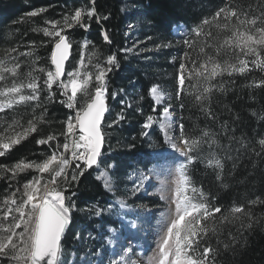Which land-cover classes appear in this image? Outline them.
I'll return each instance as SVG.
<instances>
[{"label":"trees","instance_id":"16d2710c","mask_svg":"<svg viewBox=\"0 0 264 264\" xmlns=\"http://www.w3.org/2000/svg\"><path fill=\"white\" fill-rule=\"evenodd\" d=\"M249 5L253 6L251 14H256L264 7V0H96L97 13L100 16H108V19L97 24L93 18L90 21L91 28L87 32L79 26L66 31L73 46L68 69L73 61L81 58V45L84 40L89 42L87 52L96 63L105 64L107 56L113 53L117 56L119 69H114L108 79L109 92L118 93L117 108H114L112 113H107L103 125L104 152L108 155L102 164L106 167L115 164L114 175L120 180L133 169L135 163L145 168L154 163L152 154L147 149L152 140L158 141L160 148L166 147L158 130L151 131L147 137L141 135L142 123L148 115L154 113V100L149 94L153 85L169 86L179 122L185 125L187 135L200 138L202 133L207 131L209 137L204 139L216 141L211 147L208 143H202L203 147L193 153L197 160L188 166L187 175L190 185L201 189L210 205L221 207L222 212L216 214L218 231L215 234L209 233L206 238L214 247L220 249L217 264H264V203H249L257 197L264 201V148L258 143L259 139L264 138V87L249 86L253 81L264 79V72L254 69L244 75L234 74L229 77L225 74L218 77L211 83L219 85L223 82L224 90L213 89L209 98L203 101L195 99L199 93L190 86L197 82H189L187 79L181 99H176L177 77L181 62H185L188 68L192 67L191 59L197 60L199 64L205 58L204 54L199 53V48L206 43H217L213 37H196L193 29L203 19L211 18L221 7L235 6L247 9ZM91 6L89 0H0V56L7 55L13 48L17 50L16 53L34 51V54L40 57L39 64L52 65L50 57L54 44L49 42L50 38L45 37L42 31L36 32L33 29L50 27L46 21H62L64 15H72L75 9ZM42 7L47 11L36 17L26 15ZM85 22H88L87 17ZM178 24H184L188 29L186 36L174 35L173 28ZM133 27L135 29H132ZM102 29L108 31L111 44L104 42ZM205 31H211L215 36L218 30L205 26ZM134 34L137 37H134ZM227 34L229 33H221V38ZM133 37V41L144 40L137 48L139 50L154 43L161 44L163 48L161 52L148 53L144 56L149 58L148 61H142L144 54L139 57L131 52L120 51L133 46ZM185 39L195 40V47L189 48L185 45ZM167 44L170 45L165 47ZM94 52L97 55L92 57ZM185 52L190 53L191 59L188 61L184 60ZM205 53L215 56V47H205ZM217 59L221 62L228 59L230 63H235L234 58L223 55ZM203 86L205 85L201 82L200 90ZM120 89H124V92L121 93ZM53 91L56 93V100L63 98L55 85ZM45 96H42V101ZM78 99L83 100V97L78 94ZM111 99L109 96L108 102ZM121 99L125 100V105L131 104L132 107L122 106ZM181 102L184 104L183 109L180 108ZM44 107L47 112L41 108L35 113L20 111L16 114L19 121L28 122L33 117L39 118L43 113V121H37L36 132L31 133L7 155L0 157V165L12 167L21 160L39 163L51 155L48 145H37L36 141L49 134L63 132V122L74 113L55 102L45 101ZM122 107L126 118L118 125L108 127ZM161 111L162 107L157 106L155 113ZM207 111H211L214 118L207 115ZM13 116V113L0 114V133L6 128L4 123ZM59 141L62 144L64 137L59 136ZM52 144L54 146L55 142ZM258 152L259 156L256 155ZM213 154L224 164L222 172L207 164L208 158ZM218 172L221 176L219 180L216 178ZM38 175L37 171L29 169L11 179V173L0 170V177H3L0 178V201L10 194L9 184L13 189L20 187L22 192V185ZM61 187L64 185L61 184ZM73 192L75 196H71ZM65 195L71 197V201L79 209L92 205L105 207L113 198L95 176V168L86 172L78 185L69 187ZM241 205L251 212V219L242 217L240 220H220L222 214H227L232 207ZM79 217L78 212L73 213L72 223L62 243V249L67 254L78 249L76 229L82 226L78 225L81 221L78 220ZM94 221L101 224L103 229L117 225V221L105 215ZM207 223L211 225V221ZM84 235L83 231L80 236ZM225 243L229 245L228 249L223 247Z\"/></svg>","mask_w":264,"mask_h":264},{"label":"snow or ice","instance_id":"6c2138e0","mask_svg":"<svg viewBox=\"0 0 264 264\" xmlns=\"http://www.w3.org/2000/svg\"><path fill=\"white\" fill-rule=\"evenodd\" d=\"M89 3L91 7L77 8L72 15H64L62 21H46L50 27L33 29L36 32L42 31L45 37L50 38L49 42L54 44L50 57L54 70L37 67L40 57L36 56L31 61L30 70L22 75L21 62H14L9 66L4 59H0V82H2L0 111L18 104L34 102V111L37 108H43L44 112H47V108L44 107L46 101L59 103L74 113L63 122V132L49 134L36 141L37 145H48L51 149V155L42 162L21 160L12 167L0 165V170L4 173H11V179H15L19 173L29 169L40 173L22 185V192L20 187L13 189L9 184L10 194L0 201V264H64L61 241L72 223V213L76 207L71 197L66 196L65 193L69 187L78 185L86 172L93 168L99 169L103 163L101 159L104 144L102 126L105 114L110 111L109 96L116 99L118 95L117 92L110 93L108 88L109 74L114 69H119L117 56L113 53L107 56L105 64L92 65L94 72L88 70L82 56L77 68L65 72V61L68 60L69 51L72 48V42L66 31L79 26L87 32L91 28L90 21L93 18L97 24L101 20L108 19V16H100L97 13L96 0H89ZM46 11L47 9L42 7L26 15L36 17ZM252 12V5H249L247 9L235 6L221 7L211 18L203 19L193 29L196 37H213L217 43H206L199 48V53L204 54L205 57L199 64L197 60L190 58L189 52L183 54L185 61L191 59L192 67L188 68L185 62L180 63L176 99H181V93L185 91L186 79L189 82L196 80L197 83L190 86L197 89L199 93L195 99L203 101L209 98L213 89L224 90L223 82L219 85L211 83L218 77L225 74L229 77L234 74L244 75L254 69L264 72V7H261L256 14H251ZM85 17L88 22H85ZM205 26L215 27L218 30L215 36L211 31H205ZM221 33L229 34L221 38ZM101 35L105 43H112L107 30L102 29ZM183 42L189 48H194L196 45L195 40L185 39ZM88 43L84 40L81 50L87 47ZM205 47H215L216 55L205 53ZM16 51L14 48L10 49L8 55ZM120 51L130 52L132 49H120ZM33 55L34 51L19 53V56L32 57ZM96 55L97 53L94 52L92 57ZM221 55L234 58L235 63H230L228 59L221 62L217 59ZM11 60L18 61V57H11ZM89 64H91V58ZM38 72L44 73L46 77L42 82L41 77L35 74ZM65 76L67 79H64ZM9 77L12 78L10 84L6 83ZM201 82L205 85L202 90H200ZM54 85L60 90L62 99L56 100ZM249 86L264 87V79L253 81ZM45 91L47 95L42 101L41 93ZM120 92L123 93L124 89H120ZM78 94L83 97V100L78 99ZM149 94L154 99L152 111L155 113L157 106L164 101L165 94L158 85L150 87ZM120 103L127 108L132 107L131 104L125 105L124 99H121ZM180 108H184L183 102ZM173 111L172 105L168 104L162 108V118L156 119L153 115H148L142 123L141 135L145 137L150 135L148 130L153 129L157 124L167 135L173 128ZM207 115L213 116V113L207 111ZM125 118L122 107L108 127L118 125ZM37 121H43V113L39 118L33 117L29 120L28 127L23 131L13 130L12 134H8V129H5L4 133H0V157L7 155L31 133L36 132ZM13 123L18 125L17 121ZM12 127L13 125H9V128ZM178 128L179 144L173 142L171 137L168 142L175 152L185 158V162L180 163L176 168L178 176L175 191L171 197V205H174V208L170 205L169 213L161 221L163 226L161 241L157 252L150 257L149 264H217L220 249L214 247L206 238L209 233L215 234L218 231L216 214L222 212L221 207L210 205L201 189L190 188L191 182L187 175L188 166L197 160V156L193 153L202 143H208L211 147L216 141L204 139L209 137L207 131H204L200 138L190 137L186 134L185 125L182 122H178ZM59 136L64 137L62 144ZM52 142H55L54 146ZM258 143L264 148V138L259 139ZM256 155L259 156L260 153ZM174 159L179 157L174 156ZM207 164L218 169L219 172L224 169L221 159L214 154L208 158ZM114 167L115 164H110L108 169ZM70 168L72 170L69 176ZM108 169L99 172L97 179L104 177V186L111 191L112 181ZM219 172L216 177L218 180L221 179ZM44 174H47V178ZM61 184L64 187H61ZM71 196H75V192L71 193ZM161 199L166 197L161 195ZM249 203L255 205L264 201L257 197ZM104 211V209H98L95 215L101 216ZM242 217L251 219V212L246 211L243 205L232 207L227 214L221 215L220 220H240ZM208 221H211V225L207 223ZM132 226L135 227V225ZM248 226L251 227V224ZM76 238H80L79 233L76 234ZM223 247L228 249L229 245L225 243ZM121 264H129V262L121 257ZM130 264H136V262L132 261Z\"/></svg>","mask_w":264,"mask_h":264},{"label":"rangeland","instance_id":"374dc122","mask_svg":"<svg viewBox=\"0 0 264 264\" xmlns=\"http://www.w3.org/2000/svg\"><path fill=\"white\" fill-rule=\"evenodd\" d=\"M132 29L135 28L133 27ZM173 33L176 37L186 36L188 34V29L184 24H178L173 28ZM134 35V37H137L136 34ZM134 37L131 41L135 39ZM143 42L144 40L142 39H136L133 41V46L129 49H132L130 52L134 53L136 56L141 57V55L144 54L141 59L145 62L148 61L149 58L144 56L148 53L161 52L163 48L161 44L154 43L146 49H137ZM82 56L84 64L87 66L88 70L94 72L95 69L92 65L96 64V61L91 59V64H89L91 56L88 54L86 47L81 50V57ZM11 57H18V61H12ZM35 57V54L32 57H27L19 56V53L16 52H11L10 55L7 54L5 56H0V59H4L9 66L14 62H21L22 67L20 72L23 75L30 70L31 61L35 59ZM80 60L81 58L77 61H73L71 68H69L68 71L77 68ZM39 63L40 62L38 61L36 65L37 67H43L46 70H54L53 65H41ZM35 74L41 77V82L46 78L44 73L38 72ZM65 79H67V76ZM11 81L12 78L9 77L6 83L10 84ZM156 85H158L165 94V99L159 106L163 108V106L171 104L172 109L174 110L172 113L173 128L167 135H165L164 131L158 124L148 131L150 133L154 130L161 132L166 147L160 148L159 142L152 140L150 144L147 145V149L151 152V159H153L154 163H152L149 168H145L143 165L135 163L133 169L130 170L122 180L114 175V168L108 169L109 165L106 167L104 164H101L99 169L95 168L96 177L99 172L104 171L105 169L109 170L110 179L112 181V190L109 191L105 188L104 177H100L99 180L113 198L110 199L105 207L99 205H92L81 209L77 206L75 207L73 213H79L80 217L78 220L81 219V221L78 225L82 224V226L78 227L76 231L80 235L84 231L85 235L84 237L80 236V238L77 239L79 242L76 251H70V253L67 254L62 249V259L64 264H113V262H115V264H121V257H123L125 261H128L129 264L132 261H135L136 264H149L150 257L157 252L163 233L161 221L169 213L171 197L176 187L178 176L176 168L180 163L185 162V158L180 156L178 152H175V150L172 149L171 144L168 142L169 137H171L173 142L179 144V118L172 101L173 93L170 91L169 86L165 87L161 84ZM0 86H2V82H0ZM43 95H47V92H42L41 98ZM117 99L118 95L116 99H111V101L108 102L111 113L114 108H117ZM130 100L131 99L129 98V101ZM33 103L34 102L18 104L10 109L6 108L4 111H0V114L13 113V115H15L8 122H3L4 126H6L4 130L8 129V134H12L13 130L23 131L24 128L28 127V122L19 121L16 114L20 113V111L35 113L37 110L41 109L37 108L34 111ZM130 103L132 102L130 101ZM152 115L156 119H160L162 118V111L161 113H153ZM14 121H17L18 125L14 124ZM9 125H13V127L9 128ZM2 133H4V131ZM202 147L203 146H200V148ZM204 150L206 151L207 148ZM198 151L199 149L195 152L197 153ZM106 155H108L106 152L102 154L101 159L103 162L106 160ZM174 156L179 157V159H174ZM144 160L146 159L144 158ZM71 170L72 169L70 168L69 172H71ZM44 177L47 178V174H44ZM191 187L193 186L190 185V188ZM161 195H164L166 199H161ZM109 206H111V208H109ZM171 207L174 208V205H171ZM98 209H104L105 211L102 215L111 217L117 221V225H110L103 229L101 224L95 223L94 219H100L102 216L95 215V212ZM132 225H135V227ZM136 230L139 234L138 237H134ZM109 241H111V243H109Z\"/></svg>","mask_w":264,"mask_h":264},{"label":"water","instance_id":"95a60500","mask_svg":"<svg viewBox=\"0 0 264 264\" xmlns=\"http://www.w3.org/2000/svg\"><path fill=\"white\" fill-rule=\"evenodd\" d=\"M53 48H54V47H53ZM72 51H73V46H72V48H71L70 51H69V57H68V60L65 61V72H66V73L68 72V63H69V61L71 60V57H72ZM53 67H54V66H53ZM65 78H66V76L64 77V79H65ZM106 115H107V113L105 114V118H106ZM104 122H105V121H104ZM103 125H104V124H103ZM102 131H103V126H102ZM103 133H104V132H103ZM104 148H105V137H104V144H103V147H102V154H103V152H104ZM68 229H69V228H68ZM68 229L66 230L64 236L62 237L61 244L63 243V240H64V238H65V235H66Z\"/></svg>","mask_w":264,"mask_h":264},{"label":"bare ground","instance_id":"6f19581e","mask_svg":"<svg viewBox=\"0 0 264 264\" xmlns=\"http://www.w3.org/2000/svg\"><path fill=\"white\" fill-rule=\"evenodd\" d=\"M136 228H137V226H136ZM139 228V227H138ZM146 229V228H145ZM149 230H151V229H149ZM144 232V231H143ZM151 232V231H150ZM135 235H134V237H138L139 236V234H138V231L136 230V232L134 233Z\"/></svg>","mask_w":264,"mask_h":264}]
</instances>
